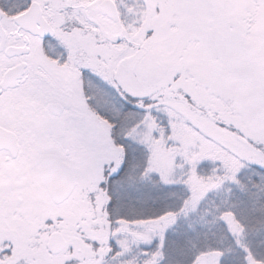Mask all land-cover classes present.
Wrapping results in <instances>:
<instances>
[{
  "label": "snow or ice",
  "instance_id": "snow-or-ice-1",
  "mask_svg": "<svg viewBox=\"0 0 264 264\" xmlns=\"http://www.w3.org/2000/svg\"><path fill=\"white\" fill-rule=\"evenodd\" d=\"M0 264H264V0H0Z\"/></svg>",
  "mask_w": 264,
  "mask_h": 264
}]
</instances>
